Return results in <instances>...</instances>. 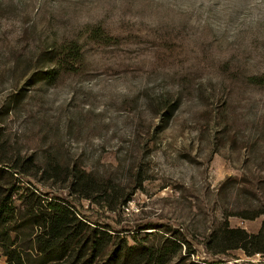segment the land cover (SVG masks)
Returning <instances> with one entry per match:
<instances>
[{
  "label": "rangeland",
  "instance_id": "rangeland-1",
  "mask_svg": "<svg viewBox=\"0 0 264 264\" xmlns=\"http://www.w3.org/2000/svg\"><path fill=\"white\" fill-rule=\"evenodd\" d=\"M71 39L81 68L41 77L43 49ZM260 74L264 0H0V161L20 171L0 179L15 206L59 199L170 264H264L207 250L224 223L261 224Z\"/></svg>",
  "mask_w": 264,
  "mask_h": 264
},
{
  "label": "trees",
  "instance_id": "trees-1",
  "mask_svg": "<svg viewBox=\"0 0 264 264\" xmlns=\"http://www.w3.org/2000/svg\"><path fill=\"white\" fill-rule=\"evenodd\" d=\"M91 35L107 40L99 27L92 29ZM42 52L48 60L46 71L40 73L44 78L49 79L59 71H77L83 64V53L77 40L52 44ZM250 80L264 86V74L253 75ZM22 161L24 164L30 159ZM14 173H20L15 165L0 161V178L7 175L14 179ZM80 180L73 174L70 186L78 185ZM11 182L7 189L0 179V246L6 257L5 264H170V254L163 245H144L137 240L130 244L125 237L109 234L77 218L59 199L44 202L34 192L27 191L21 196V205L15 206L11 194L18 188ZM84 198L91 197L84 195ZM255 207L254 214L248 218L261 216L256 232L232 228L224 223L210 234L208 252L228 255L241 250L247 256L263 255L264 201ZM18 234L22 235L21 239L15 241ZM31 250L35 252L34 257L28 253Z\"/></svg>",
  "mask_w": 264,
  "mask_h": 264
}]
</instances>
